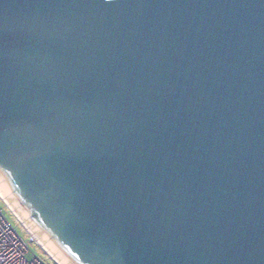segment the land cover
I'll return each instance as SVG.
<instances>
[{"label": "water", "instance_id": "95a60500", "mask_svg": "<svg viewBox=\"0 0 264 264\" xmlns=\"http://www.w3.org/2000/svg\"><path fill=\"white\" fill-rule=\"evenodd\" d=\"M0 196L58 264H264V0H0Z\"/></svg>", "mask_w": 264, "mask_h": 264}, {"label": "built area", "instance_id": "2783aa9c", "mask_svg": "<svg viewBox=\"0 0 264 264\" xmlns=\"http://www.w3.org/2000/svg\"><path fill=\"white\" fill-rule=\"evenodd\" d=\"M31 240L36 241L32 235ZM28 252L30 248L26 240L16 231L0 208V264H46L36 255L29 258Z\"/></svg>", "mask_w": 264, "mask_h": 264}, {"label": "rangeland", "instance_id": "374dc122", "mask_svg": "<svg viewBox=\"0 0 264 264\" xmlns=\"http://www.w3.org/2000/svg\"><path fill=\"white\" fill-rule=\"evenodd\" d=\"M0 208L2 209L4 215L12 224V226L16 229V231L22 236L24 240H26L30 252H28L27 256L32 258L34 255L41 258L46 262V264H58L49 254L38 244V242L31 240L30 232L25 228V226L21 223V221L17 218V216L13 213L4 199L0 196Z\"/></svg>", "mask_w": 264, "mask_h": 264}, {"label": "crops", "instance_id": "0c3cea01", "mask_svg": "<svg viewBox=\"0 0 264 264\" xmlns=\"http://www.w3.org/2000/svg\"><path fill=\"white\" fill-rule=\"evenodd\" d=\"M50 256V255H49ZM51 257V256H50ZM54 260V259H53Z\"/></svg>", "mask_w": 264, "mask_h": 264}]
</instances>
